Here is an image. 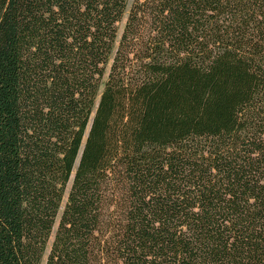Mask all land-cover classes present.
<instances>
[{"label": "trees", "instance_id": "16d2710c", "mask_svg": "<svg viewBox=\"0 0 264 264\" xmlns=\"http://www.w3.org/2000/svg\"><path fill=\"white\" fill-rule=\"evenodd\" d=\"M0 264H264V0H0Z\"/></svg>", "mask_w": 264, "mask_h": 264}, {"label": "rangeland", "instance_id": "374dc122", "mask_svg": "<svg viewBox=\"0 0 264 264\" xmlns=\"http://www.w3.org/2000/svg\"><path fill=\"white\" fill-rule=\"evenodd\" d=\"M122 23H123V21L120 23V27H121ZM120 29H121V28H120ZM68 188H69V183H68V185H67V187H66V192H65V194H64V196H63L62 205H63V203L65 202L66 193H67ZM54 228H55V227H54ZM51 239H52V238L50 237V239H49V241H48V244H47L46 252H47V250H48V248H49V244H50V242H51Z\"/></svg>", "mask_w": 264, "mask_h": 264}]
</instances>
